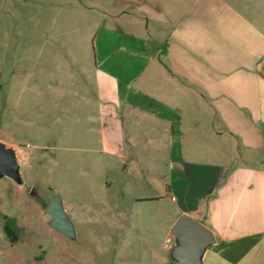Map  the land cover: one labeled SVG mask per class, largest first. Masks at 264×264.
<instances>
[{
    "label": "crops",
    "instance_id": "crops-1",
    "mask_svg": "<svg viewBox=\"0 0 264 264\" xmlns=\"http://www.w3.org/2000/svg\"><path fill=\"white\" fill-rule=\"evenodd\" d=\"M34 2L42 10L24 17L38 28L23 38L52 42L23 68L32 101L52 97L58 113L86 120L108 158L99 172L165 184V197L151 188L134 199L174 205L167 243L186 214L215 238L202 264H264V0H3L0 21ZM43 57L56 72L45 83ZM87 202L88 215L123 214Z\"/></svg>",
    "mask_w": 264,
    "mask_h": 264
},
{
    "label": "rangeland",
    "instance_id": "rangeland-1",
    "mask_svg": "<svg viewBox=\"0 0 264 264\" xmlns=\"http://www.w3.org/2000/svg\"><path fill=\"white\" fill-rule=\"evenodd\" d=\"M13 10L7 23L0 21V33H12L0 40V143L5 154L14 152L18 175H0V264H175L171 252L177 244L167 243L164 230L174 205L166 198L163 204L140 205L134 199L150 196L151 188L164 196L165 184H128L112 169L99 172L93 164L108 158L95 147L97 137L88 133L86 120H77L70 110L58 113L52 97L32 101L23 89V68L52 41L23 38L37 31V23H28L24 13L41 11L38 3ZM43 58L36 76L45 83L56 72L54 59ZM105 176L110 189L101 183ZM126 190L137 195H122ZM89 197L117 203L123 214L98 209L88 215ZM57 198L72 206L66 209L75 237L51 225L47 209ZM7 226L15 231L13 239Z\"/></svg>",
    "mask_w": 264,
    "mask_h": 264
},
{
    "label": "water",
    "instance_id": "water-1",
    "mask_svg": "<svg viewBox=\"0 0 264 264\" xmlns=\"http://www.w3.org/2000/svg\"><path fill=\"white\" fill-rule=\"evenodd\" d=\"M17 169L14 152L8 151L5 154L0 143V175L6 174L13 179L17 178ZM47 213L53 219L51 225L55 230L75 237L74 225L60 198L53 201L48 207ZM172 234L177 244L171 252L175 264H202L203 251L215 243L212 231L186 214L180 215L176 220Z\"/></svg>",
    "mask_w": 264,
    "mask_h": 264
},
{
    "label": "trees",
    "instance_id": "trees-1",
    "mask_svg": "<svg viewBox=\"0 0 264 264\" xmlns=\"http://www.w3.org/2000/svg\"><path fill=\"white\" fill-rule=\"evenodd\" d=\"M6 232H7V234H8L10 237H12V239L14 238V236H15V231H14V229H12L11 227L7 226V227H6Z\"/></svg>",
    "mask_w": 264,
    "mask_h": 264
}]
</instances>
